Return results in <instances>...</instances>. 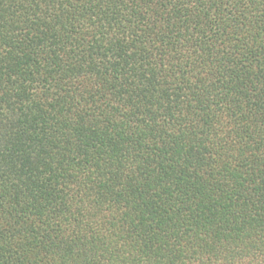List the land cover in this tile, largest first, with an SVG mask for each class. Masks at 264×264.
<instances>
[{"label":"trees","instance_id":"1","mask_svg":"<svg viewBox=\"0 0 264 264\" xmlns=\"http://www.w3.org/2000/svg\"><path fill=\"white\" fill-rule=\"evenodd\" d=\"M0 264H264V0H0Z\"/></svg>","mask_w":264,"mask_h":264}]
</instances>
